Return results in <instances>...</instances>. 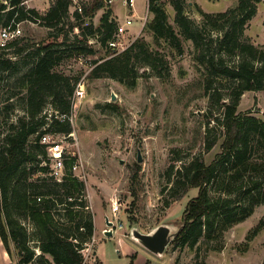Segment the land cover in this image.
Segmentation results:
<instances>
[{"label":"trees","instance_id":"1","mask_svg":"<svg viewBox=\"0 0 264 264\" xmlns=\"http://www.w3.org/2000/svg\"><path fill=\"white\" fill-rule=\"evenodd\" d=\"M6 1L0 4V31L6 25L21 21L39 22L51 30L58 29L68 18L73 4L72 0H55L46 13H41L28 8L25 0ZM169 2L175 10L179 33L169 22L164 0H149L148 8L154 16L147 22L146 31L156 43L164 38L180 52H183L180 35L192 41L195 59L206 74L207 91L214 90L215 78L234 82L230 101H225L223 117L219 119L225 130L221 152L210 164L198 157L177 172L173 166L169 174V177L173 174L177 177L176 186L169 190L173 200L184 197L190 189H199L198 195L187 205L186 226L174 241L195 247L202 238L222 241L227 231L264 204V179L258 177L259 174L264 176V160L252 154L254 140L264 143V120L239 112L246 92L264 91V45H256L245 35L262 0H238L234 7L221 12H208L194 4L203 18L200 24L187 15L186 9L191 7L189 0ZM103 6L104 1L97 0L92 7L84 5L83 13L75 11L77 22L71 25L70 32L76 28L79 32L74 34L72 43H68L67 34L63 42L43 41L28 53L31 66L18 82L26 91L22 98L25 114L17 123L10 124L0 145V236L12 258L10 264H83L81 250L95 235V215L88 201L85 181L73 172L76 158L66 160L65 176L58 181L51 175L47 146L41 143L42 134L46 132L73 131L69 118L57 117L58 114L72 115L80 80L57 70L64 54L95 56L97 49L90 40H96L109 54L92 61L89 78H112L130 88L136 87L139 78L146 75V71L140 73L142 68L159 70L165 67V57L145 37L136 39L122 52L110 48L108 42L117 30L113 10L106 11L98 25L85 21L87 17L92 19ZM20 43L21 38H18L5 47L0 45V76L4 72L21 71L20 62L7 56L10 50L20 56L27 45L31 46L22 47ZM232 57L238 61L229 63L227 59ZM218 90L214 91L213 98L221 101L222 94ZM48 105L54 110L51 119L45 113ZM16 106L11 103L8 108L14 110ZM212 146L213 143L208 144V148ZM255 173L258 178L251 186L249 182L241 185L240 190L244 186L248 188L241 200L222 195L213 197L210 193V185L218 178L224 180L229 175L238 182L241 179L250 181ZM263 228L264 219L252 230V236Z\"/></svg>","mask_w":264,"mask_h":264},{"label":"rangeland","instance_id":"2","mask_svg":"<svg viewBox=\"0 0 264 264\" xmlns=\"http://www.w3.org/2000/svg\"><path fill=\"white\" fill-rule=\"evenodd\" d=\"M54 1L25 0V4L28 8L46 13ZM96 1L82 0V3L92 7ZM164 1L167 3L169 22L179 33L175 10L170 0ZM2 2L0 0V4ZM189 2L191 7H187V15L196 23H202L203 18L194 7V4L201 5L197 0ZM262 2L261 13L250 21L245 32L246 37L259 46L264 45V0ZM112 7V14L119 19L129 13L123 0H114ZM136 10L139 15H145L147 0H136ZM75 11L72 6L68 18L55 30L39 22L23 21L19 46H31L27 45L20 56L13 54L12 50L7 52L8 57L20 62L22 69L19 72H4L0 76V145L10 124L17 123L18 118L25 114V100L22 98L26 91L19 87L18 82L31 66L32 59L28 53L43 41L63 42L67 34L68 43H72L77 33L76 29L70 32L71 25L77 22ZM104 13L101 8L92 19L87 17L85 21L98 25ZM149 13L148 22L154 16ZM130 29L133 33L127 38L130 44L145 37L165 57L166 63L159 70L142 68L140 73L146 71V75L139 78L136 87L130 88L112 78H89L92 61L109 54L107 48L96 40L93 42L97 49L95 56L76 57L65 53L57 67L58 71L78 77V85L81 82L85 84V97L74 98L70 121L77 142L69 141V149L75 151L76 159H81L83 163L79 173L85 181L88 201L95 215L97 264H264V228L255 236L251 234L264 219V204L258 206L245 221L227 231L222 241L202 238L195 247L173 242L163 256H158L130 236L134 225L147 233L159 224L184 219L187 205L198 195L199 189H190L184 197L173 200L169 190L176 186L177 177L174 174L169 177V174L173 166L174 172H177L185 163L198 157L210 164L221 152L225 130L219 119L223 117V105L225 101H230L234 85L233 81L218 77L214 80V90L207 91L206 74L195 59L194 45L183 36L180 35L183 45V52H180L164 38L156 43L146 27L139 34L140 20L135 19ZM227 60L232 64L238 58ZM216 89L222 94L221 101L213 98ZM48 100L51 101L50 98ZM11 103L17 105L16 109L9 110ZM51 111L52 107L48 105L45 113L49 115ZM239 112L264 120V91L246 92L242 96ZM253 142L254 158L263 161L264 143ZM209 143H213L212 148H208ZM258 177L264 179L260 174ZM258 177L255 173L253 180L241 179L238 182L227 175L224 180L218 178L210 185V193L213 197L222 195L241 200L248 189L244 186L240 190L241 185L249 182L248 186H251ZM179 190L177 188L176 192ZM114 200L121 204L117 216L112 211ZM107 217L114 222L115 230L111 236L105 233ZM120 224L123 227H119ZM220 245L221 249H215ZM15 258L17 262V256ZM87 264L95 263L89 261Z\"/></svg>","mask_w":264,"mask_h":264},{"label":"built area","instance_id":"3","mask_svg":"<svg viewBox=\"0 0 264 264\" xmlns=\"http://www.w3.org/2000/svg\"><path fill=\"white\" fill-rule=\"evenodd\" d=\"M3 1L7 2L6 0ZM72 1H73L72 6L75 7V10H78L80 13H83L84 3H82V0H72ZM103 1H104V6L102 8L105 10V12L110 9L113 10L112 6L114 0H103ZM123 3L126 7L129 8V13L123 19H119L115 14H112V18L117 23V30L115 37L108 42L109 47L117 52L125 51L132 44L129 43L127 38H129L128 36L133 35L130 28L134 25V20L137 19L141 21V29L139 31V34L144 30L149 20L148 14H145L143 16L136 15L137 14L136 0H123ZM76 30L77 32H79L77 28ZM22 35H23V21L13 22L9 25H6L0 31V45L2 47H5L10 41L18 39ZM90 42L93 43L94 39H91ZM85 94H86L85 84L81 82L77 87L74 98L81 99L85 97ZM53 111L54 110L52 109V111L49 113L48 119H51ZM57 117L60 118L61 120L71 118V117H67V115H59V114ZM44 129L46 130L47 127H45ZM69 141L77 142V137L74 130L70 133L46 132L42 134L41 137V143L47 146L49 165L51 167V175L54 178H56L58 181H62L65 176L66 160L70 158H76L77 156L75 151L69 149L70 147ZM82 167H83V163L81 159H76L75 164L73 166V172L81 179L82 176L79 172H81ZM120 210H121V204L119 203V201L114 200L112 207V211L114 215L117 216ZM119 227H123V224H120ZM96 241L97 239L94 235L93 239L90 242L86 243L82 248L81 252L84 256L83 264H87L89 261H92L93 263L97 264L98 259L95 256L96 252L94 250ZM38 253H40V251H38Z\"/></svg>","mask_w":264,"mask_h":264},{"label":"water","instance_id":"4","mask_svg":"<svg viewBox=\"0 0 264 264\" xmlns=\"http://www.w3.org/2000/svg\"><path fill=\"white\" fill-rule=\"evenodd\" d=\"M139 161H142L141 152L139 151ZM185 216V215H184ZM186 219L181 222H167L155 226L150 232H143L139 226L131 227L130 236L142 244L144 247L154 252L158 256H163L169 246L175 241L177 236L186 226ZM108 228L105 229L106 235H113L114 222L107 217Z\"/></svg>","mask_w":264,"mask_h":264},{"label":"crops","instance_id":"5","mask_svg":"<svg viewBox=\"0 0 264 264\" xmlns=\"http://www.w3.org/2000/svg\"><path fill=\"white\" fill-rule=\"evenodd\" d=\"M199 2V4L208 11H225L226 9H228L229 7L233 6L234 3H237L238 0H197ZM236 1V2H234ZM263 4V2L260 4L259 7V12H258V16L261 13V5ZM149 0H147V12L146 14H150L149 13ZM137 12V10H136ZM137 16H139L138 12L136 14ZM141 16V15H140ZM256 16L254 18V20L258 17ZM140 31V30H139ZM138 35V34H137ZM98 256V255H97ZM99 257V256H98ZM103 262V261H102ZM12 263V258L10 256V254L8 253L4 242L2 241V238L0 236V264H10ZM104 263V262H103Z\"/></svg>","mask_w":264,"mask_h":264}]
</instances>
